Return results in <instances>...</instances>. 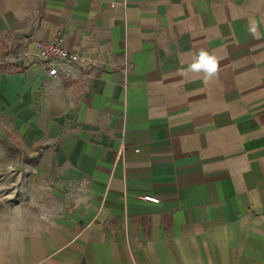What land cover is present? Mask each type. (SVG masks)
I'll use <instances>...</instances> for the list:
<instances>
[{"label":"crops","instance_id":"1","mask_svg":"<svg viewBox=\"0 0 264 264\" xmlns=\"http://www.w3.org/2000/svg\"><path fill=\"white\" fill-rule=\"evenodd\" d=\"M58 36L98 67L29 66ZM15 46L31 55L0 80L41 96L54 204L0 236V264H264V0H0V56Z\"/></svg>","mask_w":264,"mask_h":264},{"label":"rangeland","instance_id":"2","mask_svg":"<svg viewBox=\"0 0 264 264\" xmlns=\"http://www.w3.org/2000/svg\"><path fill=\"white\" fill-rule=\"evenodd\" d=\"M4 74L10 75L0 71V78ZM4 87L0 80V236L26 224L32 230L44 207L54 204L43 180L53 166L39 163L44 151L37 139L28 138L38 132L31 121L38 122L41 96H6Z\"/></svg>","mask_w":264,"mask_h":264},{"label":"built area","instance_id":"3","mask_svg":"<svg viewBox=\"0 0 264 264\" xmlns=\"http://www.w3.org/2000/svg\"><path fill=\"white\" fill-rule=\"evenodd\" d=\"M28 41L29 39L25 38V40H21L20 44L29 45ZM35 50L28 62L29 66L39 67L50 79L68 80L72 71L86 74L98 67L97 61L66 49L62 36H58L52 41L37 42ZM30 55L28 51H22L19 46H15L8 53H3L0 56V64L11 66L21 59H28ZM141 199L154 204L160 202L158 198L153 196H142Z\"/></svg>","mask_w":264,"mask_h":264},{"label":"clouds","instance_id":"4","mask_svg":"<svg viewBox=\"0 0 264 264\" xmlns=\"http://www.w3.org/2000/svg\"><path fill=\"white\" fill-rule=\"evenodd\" d=\"M255 31V29H253ZM191 70L202 72L205 80L212 79L218 72V59L205 50H201L197 57V62L190 66Z\"/></svg>","mask_w":264,"mask_h":264}]
</instances>
